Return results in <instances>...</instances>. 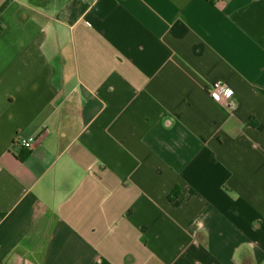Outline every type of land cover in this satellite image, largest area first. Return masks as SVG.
Masks as SVG:
<instances>
[{
  "label": "crops",
  "instance_id": "crops-1",
  "mask_svg": "<svg viewBox=\"0 0 264 264\" xmlns=\"http://www.w3.org/2000/svg\"><path fill=\"white\" fill-rule=\"evenodd\" d=\"M0 264H264V0H0Z\"/></svg>",
  "mask_w": 264,
  "mask_h": 264
},
{
  "label": "built area",
  "instance_id": "built-area-1",
  "mask_svg": "<svg viewBox=\"0 0 264 264\" xmlns=\"http://www.w3.org/2000/svg\"><path fill=\"white\" fill-rule=\"evenodd\" d=\"M208 93L211 98L221 103L228 101L233 96V90L222 81L210 85ZM21 144L24 148L31 149L36 144V140L34 138L22 139Z\"/></svg>",
  "mask_w": 264,
  "mask_h": 264
},
{
  "label": "trees",
  "instance_id": "trees-1",
  "mask_svg": "<svg viewBox=\"0 0 264 264\" xmlns=\"http://www.w3.org/2000/svg\"><path fill=\"white\" fill-rule=\"evenodd\" d=\"M179 194H180V193H179L178 191H174V192L169 196L170 200H171V201L175 200L176 198H178Z\"/></svg>",
  "mask_w": 264,
  "mask_h": 264
}]
</instances>
